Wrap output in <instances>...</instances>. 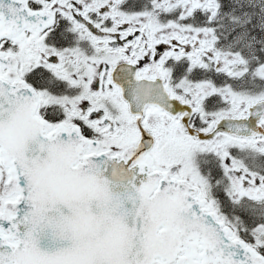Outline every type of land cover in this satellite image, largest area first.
Segmentation results:
<instances>
[{
	"label": "snow or ice",
	"instance_id": "obj_1",
	"mask_svg": "<svg viewBox=\"0 0 264 264\" xmlns=\"http://www.w3.org/2000/svg\"><path fill=\"white\" fill-rule=\"evenodd\" d=\"M0 264H264V0H0Z\"/></svg>",
	"mask_w": 264,
	"mask_h": 264
}]
</instances>
